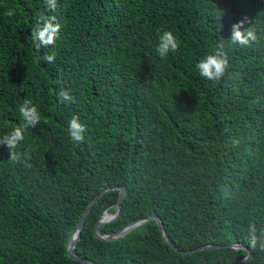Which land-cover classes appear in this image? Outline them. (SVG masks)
Listing matches in <instances>:
<instances>
[{
    "label": "trees",
    "instance_id": "trees-1",
    "mask_svg": "<svg viewBox=\"0 0 264 264\" xmlns=\"http://www.w3.org/2000/svg\"><path fill=\"white\" fill-rule=\"evenodd\" d=\"M0 0V137L21 123L25 99L41 120L25 131L13 163L0 145V264H82L65 249L86 204L73 255L95 264H264L248 246V225L264 227V0ZM14 9L13 16H7ZM41 15L62 25L54 46L37 51ZM245 21L257 40L231 45ZM173 32L176 52L155 53ZM223 42L228 70L218 82L195 64ZM55 54V62L41 57ZM67 90L74 102L61 103ZM73 115L86 126L73 142ZM210 244L212 248H198ZM181 254L180 251L191 250Z\"/></svg>",
    "mask_w": 264,
    "mask_h": 264
},
{
    "label": "clouds",
    "instance_id": "clouds-1",
    "mask_svg": "<svg viewBox=\"0 0 264 264\" xmlns=\"http://www.w3.org/2000/svg\"><path fill=\"white\" fill-rule=\"evenodd\" d=\"M44 4L48 12H55L58 7L57 0H44ZM14 9H8L7 16H13ZM245 21H240L232 26L229 43L240 47L251 46L257 40L255 30L252 28L245 29L243 27ZM62 25L57 22L55 15H41L38 18L36 26L31 29V43L33 47L39 51L42 47L48 48L54 46L60 38ZM158 43L155 48V53L160 58H165L169 53L176 52L179 48V41L173 32L165 30L158 33ZM224 47L221 42L217 48L211 53L206 54L195 64V69L199 75L209 81L218 82L228 70L229 60L226 54L221 52ZM47 63L55 62V54H45L41 57ZM61 103L74 102V97L67 90L61 89L58 94ZM18 114L21 123L15 126L10 132L0 137V145H4L9 150L10 159L13 163H21L22 157L24 162L30 159L29 150L23 152L18 151L22 142L25 140V131L29 128H35L40 123L41 115L37 106L29 99H25L18 107ZM86 126L81 123L78 115H73L68 124L69 138L75 143H83L85 140ZM248 246L253 250H257L259 245L260 250L264 251V227L257 229L255 223L248 225ZM95 264V263H94Z\"/></svg>",
    "mask_w": 264,
    "mask_h": 264
},
{
    "label": "water",
    "instance_id": "water-1",
    "mask_svg": "<svg viewBox=\"0 0 264 264\" xmlns=\"http://www.w3.org/2000/svg\"><path fill=\"white\" fill-rule=\"evenodd\" d=\"M112 188H118V196L116 197V200L114 202V212L112 214H107V213H102V215L99 217V219L96 221V224L93 228V233L94 235H96L97 237L99 238H103V239H114L118 236H121L123 234H125L126 232H128L130 229H132L133 227H135L136 225L140 224L141 222L147 220V219H151L153 218L155 220V222L157 223V226H158V229L160 231V234H161V237L162 239L164 240L165 243H167L170 247H172L173 249H176L174 244L170 241V239L168 238L166 232L164 231L163 227H162V223L160 222V220L154 216V215H147L145 217H141V218H138V219H135L133 221H130L129 223H127L126 225H124L122 228L118 229L116 232L110 234V235H100L96 232V226L99 224V223H102V222H106V221H109L113 218L116 217V215L118 214L119 212V209H120V206H119V200L124 192V189L122 187H118V186H114ZM112 188H105V189H102L98 194H96L85 206L83 212H82V215L76 225V228L74 229V231L72 232L69 240L67 241L66 245H65V249H66V252L67 254L74 258V259H77L78 261H80L82 264H94L92 262H89L87 260H84L82 258H79L75 255L72 254L71 252V249L74 247L77 239L79 238V235H80V228L82 226V222H83V218H84V215L86 214L88 208L90 207L91 203L97 198L99 197L101 194H103L104 192L108 191L109 189H112ZM226 246H229V247H232L234 249L236 248H241V249H244L246 251V254L239 260L233 262V263H230V264H240L248 259H250L251 255H250V252L248 250L247 247L241 245V244H238V243H230V244H227ZM212 247H215L214 245H210V244H206V245H203V246H200L198 248H212ZM189 251H192L191 250H184V251H180L181 254H184V253H187Z\"/></svg>",
    "mask_w": 264,
    "mask_h": 264
}]
</instances>
